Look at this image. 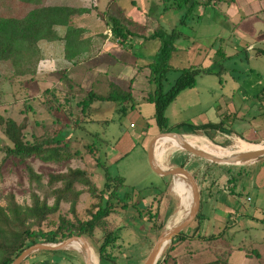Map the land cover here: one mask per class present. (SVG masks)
Segmentation results:
<instances>
[{"label":"rangeland","instance_id":"obj_1","mask_svg":"<svg viewBox=\"0 0 264 264\" xmlns=\"http://www.w3.org/2000/svg\"><path fill=\"white\" fill-rule=\"evenodd\" d=\"M110 1L111 0H43V4L46 6H67L75 10H80L81 19H77L79 21L75 22V26H81V31H84L87 33V36H90L89 39H85L90 43L91 38L94 37L98 38L100 42V35H102L104 31H110V27L104 23L105 20L103 21V19L99 18V15H97L106 11L107 3ZM261 1H259L261 3L259 5L262 6L263 10L259 12L261 15L258 16V14H256L258 17H250L252 11H257L255 9L259 7V5L257 2L251 3L249 0H237L235 3L223 2L218 3L217 5L211 4L207 7H202L201 4H196L191 11L188 10V5L183 6L181 9L164 10L161 0H118L117 4L119 8H121V13L114 12L113 14L120 20H123V17L127 18L128 20H126V23L133 21L134 23L143 24L146 22V26H148L151 31L155 28V20L152 17L158 18L161 27H163L168 33L172 31V29H176V31L179 32L180 38L176 40L175 44L182 47L181 49H184L185 51L179 52L175 58L173 56L171 64L174 67H187L192 64L201 63L200 67L205 73L196 78L195 89L198 91L199 97L208 98L209 90L211 88L215 87L217 89V96L220 95L218 94L220 93L219 90L223 89L226 93L229 90H232L233 79L228 76L229 73H231L232 78L238 77L236 78L237 81L241 79L245 80L248 77H250V81H258L262 77L264 78V57H255L253 52L246 56L244 51L240 48L241 46H236L237 43L235 44L234 41L232 42L231 49H234L237 54L227 59H219L218 56L214 54V48H211L214 43L218 44L221 42L224 49L225 44L229 42L228 37L233 26H235V23H238L243 17H250L241 25L243 28H247V31H251V27L255 28L253 25L255 23L264 26V17L262 15L264 12V2ZM25 11L26 10L21 8L19 2L15 0L0 1V16H17L18 14H23ZM82 11L85 13L83 14ZM56 30L58 33H64L63 28H56ZM111 40L116 39L111 36ZM41 45L42 43L38 44V46ZM158 45V41H151L149 43L147 42L145 47L140 49V46L135 44L134 48L137 49L136 53L142 55L137 58L138 64L141 65L143 62H146L148 56H152L153 58ZM260 45L261 47H264L263 44H259V46ZM63 47V44L59 43L58 45H54V47L47 53L46 59L44 57L47 61L42 64L45 66L41 67L40 64L37 63L35 69L36 73L33 77L15 76L14 69L9 62L0 63V116L3 118H11L17 123H20L26 116L28 119V125L25 131L26 139H30L31 133L39 137L45 134L52 135L58 130L56 125L48 126L52 121V118L42 109L39 105V101L44 99L43 93L46 90H56L57 94L60 93V97H63L66 87L62 84V82L65 83V79L63 81L60 79L61 72L65 71L69 83L75 84L76 86H74L76 89H74L75 97H73L72 103L73 111L75 113L78 111L75 104L79 99L78 94H80V90L81 92H84L88 89L86 84H83L82 87L85 90L78 85L83 69H75L72 66L74 64H71L64 59ZM90 52L92 54H90V62L87 67L93 66L95 68L101 63L99 58L95 59V56L99 52L97 46H94ZM154 58L155 60L158 59V54H156V57ZM175 59H177V63H174ZM77 60L78 59H76V61ZM104 61L105 60H103V63ZM221 69H224L222 73L220 72ZM174 75L176 74L173 73V76ZM143 79V76H138L137 81L134 84L135 90L133 95L135 101H138V91L143 89ZM128 85V81H124L120 82L119 86L125 90L128 88ZM92 90L98 94H104L106 92V88L103 89L102 86H95ZM196 101L197 97L192 91H187L185 94L181 95L179 99H176L175 103H173V101L171 108L173 112L176 113L175 115L178 122L172 126L169 124L166 125L167 129H172L173 132L181 136L193 135L189 126H197L194 125L193 122H180V119L199 118L198 115L200 112L198 111L200 107L195 106ZM26 103L35 109L34 115L31 111H28L27 113L24 112ZM116 108L117 106L112 103H94L92 105L93 118L95 120L106 119L109 122L107 124L93 123L87 125L88 130L92 133L98 134L99 138L94 140L87 138L85 141L88 143L94 141L98 148L97 157L106 165V170H104L103 167H97L93 158L85 153L81 158L76 157L60 163H42L39 160L32 158L25 162H21L16 158H9L4 162L0 169V197L12 194L16 202L21 205L30 204V195L33 192L42 197L43 192L36 187L35 183L29 182L25 169L26 165H29L36 174L42 176L41 181L47 191L46 183L48 175L66 172L70 168H80L85 169L92 174V179L97 186H101L104 180V173L107 172L110 177L117 176L122 178L125 185L124 191L135 190L136 192L141 193L142 197L145 198L144 201L150 200L151 195H159L160 204L158 207L161 205L160 217L158 218L157 226L154 229H152L146 219L141 220L137 215H132L131 207L129 208V213L120 211L119 214L115 213L109 217L111 220H114V225H116L117 228L124 224L126 217L131 216L133 218L130 221L132 229L123 231L125 240L127 244L130 245L124 255L128 257L130 256L128 261H126V264H143L150 252L148 242L150 241L151 243H154L157 236L163 231L162 227H164L168 215L173 212L176 205L178 208V199L171 189L173 178H167L166 187H161L158 184L161 178L157 177V175L151 171L147 162V155L141 150L135 149L117 165H115L116 162H110L113 155H116L114 143L117 137L133 132L132 129L127 127L128 123L124 120L126 115L125 118H121L122 120L120 122ZM179 108H182V110L184 109L185 113L179 114ZM54 116H56V114ZM60 117L62 116L60 115ZM62 120L65 122V119L62 118ZM35 121H46L47 126L41 127L35 125ZM120 131H123V133L120 134ZM260 136L264 138V134H261ZM234 139L236 138L228 141L219 138L213 139L215 142H212L214 144L218 143L217 145L221 147L230 148ZM8 144V141L4 138L0 130V148ZM256 144H260V142ZM80 145L81 143H73L72 147L80 149ZM127 145H129V143H123L124 147ZM130 148L127 146L126 149ZM80 150L83 152L82 149ZM179 151L182 152L183 156L177 157L174 155L171 157L170 161L172 163L170 166L172 167L169 166V168L184 166L191 175L193 173L197 174L201 181L204 180L205 174H202L204 171L216 172L218 175H224L228 168L236 169L248 165L212 164L205 160L193 157L182 150ZM2 156L3 153L0 151V161ZM180 164H182V166H180ZM263 165L264 162L261 165L258 163L257 165L251 166L247 177H245L242 182L248 187L253 184H261L264 181V176H260L258 180L256 179V175L257 169ZM76 189L82 190V194L79 196L76 204V216L78 219L85 220L88 211L91 210V204L95 201L82 186L77 185ZM216 190V188L211 189L212 198L207 197V199H205V194L201 190V213H206L204 216L205 219H199V224L195 220L184 231L186 236H193L195 238L185 240L184 242L175 245L170 252L168 251L166 264H211L219 255H224L221 258L222 261H224V259H227L226 253L231 248L233 251L231 257L227 260L228 263L256 264L257 261V264H264V255L262 253L258 260L256 256H251L255 259L247 258L245 257L244 252L236 250L238 247L237 245H239L242 250L244 249L247 252V254L252 250H255L256 252L262 251V239L260 237L264 235V222L258 223L245 221L243 224L241 221L239 224L236 223L235 225H231V222L229 221V229L225 230V228L220 227L221 225H226V215L224 212H220V210H225L224 207L227 205V201L226 197L222 193H216ZM215 196H217L216 200H214ZM239 200L240 199L233 197L230 202H238ZM49 203L51 204V200H49ZM0 205H5L3 199L0 200ZM62 208L64 213V211L68 209V206L62 204ZM212 208L215 210H212ZM55 218L56 217L54 216L53 219ZM217 221L222 224L218 225ZM243 225L245 228H249L247 233L242 231ZM210 236L219 237L208 239ZM83 237L92 249H94L96 246L94 241L88 240L85 236ZM199 237L203 239H199ZM170 246L171 244L169 243L164 249L162 256L165 257V251L170 248ZM78 254H80L81 257L83 256L81 253ZM97 264H99L98 259ZM102 264L110 263L103 262Z\"/></svg>","mask_w":264,"mask_h":264},{"label":"trees","instance_id":"obj_2","mask_svg":"<svg viewBox=\"0 0 264 264\" xmlns=\"http://www.w3.org/2000/svg\"><path fill=\"white\" fill-rule=\"evenodd\" d=\"M15 1L19 2L21 8L26 11L17 16H0V63L9 62L14 69L15 76L33 77L36 73V65L41 59L38 44L42 41H60L63 42L64 46V59L75 64L76 59L87 49L85 46L89 42L83 39L81 30L71 28V19L74 15L80 14V10L67 6H46L43 4V0ZM189 1L161 0V3L164 9H181L183 6H187ZM233 1L235 0H199L202 7ZM117 2L118 0H111L106 11L97 15L103 21L105 20V25L110 27L111 36L122 44L125 50L128 49V42L135 37H140L145 41L158 40L160 42L158 59H154L147 66L149 70L148 81L153 84L154 89L152 93L147 95L145 101L153 105V119L160 133L170 132L171 130L167 129L166 126L165 111L167 107L182 91L194 88L196 78L205 72L199 65L187 68L172 67L170 59L176 51L175 42L180 38L179 32L173 30L170 33H165L160 26H155L151 31L146 26V22L125 27L119 18L113 14L114 12L121 13ZM195 5L192 3L188 10L191 11ZM262 15L264 17V12ZM57 27L65 28V35L62 38L57 33ZM216 55L221 60L225 59L224 54L220 51ZM173 73L176 75L173 76ZM60 74V79L62 81L65 79V83L62 82L66 87L63 97H60V93L57 94L56 90H46L43 93L44 99L39 101L42 109L52 118L48 126L56 125L58 128L54 134L37 137L31 133L30 139H26L25 131L28 125L26 116L20 123L11 118L0 116V130L9 143L0 148L3 153L0 169L9 158H16L21 162L32 158L42 163H60L76 157L81 158L85 153L93 158L97 167H103L106 170V165L97 157L98 148L94 141L90 143L85 141L87 138L92 140L99 138L98 134L88 130L87 125L93 123L107 124L109 122L106 119L95 120L92 105L104 102L115 104L119 119H121L129 109H134L131 86L125 91L117 85L109 83L105 94H98L93 90L81 92L80 88L78 89L80 90L79 99L75 104L78 111L75 113L72 103L76 86L69 83L65 71ZM262 95L264 92H261L257 98ZM28 111H31L33 115L35 114V109L26 103L24 112L27 113ZM55 114L56 116H54ZM62 118L65 119V122ZM34 123L41 127L47 126L46 121H35ZM222 127L223 124L220 123L197 127L189 126L193 135L206 130H221ZM73 143H81L80 149L83 152L79 148H73ZM177 154L180 157L183 156L180 151ZM183 168L185 167L183 166ZM25 169L29 182L35 183L36 187L43 192L42 197L33 192L30 195V204L28 205L18 204L12 194L0 197V200L3 199L5 202L4 206L0 205V264H11L23 250L35 244H56L73 236H85L88 240L94 241L96 246L93 251L99 260V264L103 262L126 264L130 256L128 257L124 253L130 245L127 244L123 231L130 228L126 226L117 228L114 225V220L109 217L115 213L119 214L120 211L128 212L131 207L136 210L139 219H146L152 229L157 226L159 200L153 199L150 205L138 209L139 202L134 201L135 190L124 191V180L120 177H110L105 172L103 183L101 186H97L90 172L85 169L70 168L66 172L48 175L47 191L41 181L42 176L36 174L29 165H26ZM238 169L242 170L244 167ZM226 170L230 172L233 168ZM202 174L208 176L207 171ZM192 175L197 181L198 187L204 183V180L201 181L197 174L193 173ZM238 175L240 178L241 173ZM215 181L212 180V184ZM228 181H232V179ZM77 185L85 188L89 196L95 201L91 204V210L88 211L85 220L78 219L76 216V204L82 194V190L76 189ZM49 200H51V204ZM62 204L68 206L64 213ZM54 216L55 219H53ZM199 218L200 212H198L195 220L198 222ZM128 219L131 221L133 218L128 217ZM217 237L219 236H210L208 239ZM193 238L195 237L186 236L184 232L174 238L170 242V248L165 251V257L161 255L156 264H166L168 251L170 252L175 245ZM153 244L148 242L150 250ZM42 253L46 252L42 251ZM228 253L229 251L226 253V257ZM223 256L219 255L211 264H228L227 259L222 261ZM27 260L28 257L22 264H25Z\"/></svg>","mask_w":264,"mask_h":264},{"label":"crops","instance_id":"obj_3","mask_svg":"<svg viewBox=\"0 0 264 264\" xmlns=\"http://www.w3.org/2000/svg\"><path fill=\"white\" fill-rule=\"evenodd\" d=\"M237 0L233 1L234 3ZM251 3H258L261 4L259 1L261 0H249ZM264 2V0H262ZM261 1V2H262ZM201 4L199 0H190L187 4L188 7L192 4ZM232 3V2H231ZM108 4V3H107ZM218 4V3H217ZM214 4V5H217ZM202 6V5H201ZM210 6V5H209ZM164 8V7H163ZM121 9V8H120ZM169 9H175V8H169ZM167 10V9H164ZM255 10L252 11L250 17H258L259 12L262 11V6L259 5ZM85 13V12H84ZM83 13V14H84ZM258 14V16L256 15ZM81 17V14L74 15L71 19V28L76 30H82L80 28L81 26H75V22L79 21ZM250 17H243L239 20L238 23H235V26H233L231 33L229 34L228 41L224 49L220 43H214L211 48H214L215 50L214 54L216 55L217 52H221L224 54L225 59L236 55L237 53L234 51V49H231L232 42L234 41L236 46H241L240 48L244 51L245 55L248 56L253 52L255 57H264V47L259 46V44L264 45V26H260V24H253L255 28L251 27V31H247V28H243L241 25L247 21ZM155 20V26H160L158 22V18L152 17ZM81 19V18H80ZM125 19V21H124ZM120 20V19H119ZM127 18L123 17V20L121 21V24L123 26L130 27L132 24H138L134 23L133 21H130L129 23H126ZM61 28V27H57ZM249 28V27H248ZM64 33H58V35L62 38L65 35V28ZM161 29L168 33L161 27ZM176 29H172V31ZM109 32V33H108ZM171 32V31H170ZM169 32V33H170ZM83 39H89L90 36H87V33L82 31ZM85 34V36H84ZM101 40L99 42L98 38L94 37L91 38V44L88 43L85 48V51L83 54H81L80 57H78L76 63L72 65L75 69H83L82 70V76L79 79L78 85L80 87H83V84H86L88 89L87 91L92 90L95 86H102L103 89L106 88V92L108 90L109 83H113L120 87V82L128 81L129 86H131V95L133 98V104L134 109H129L125 116L122 117L125 118L124 120L128 123L127 127L129 129H132L133 132H130L129 134H125L121 137H117L115 143H114V150L116 151V155H113L111 159L112 162H116L115 165L119 164L121 160L126 158L130 155L131 152H133L135 149H139L144 154H146L148 144L150 140L160 133L157 126L155 125L154 119H153V113L154 108L153 105L146 102L145 98L148 94L152 93L154 86L152 83L148 81L149 77V70L147 69V66L154 61V57H156V54H158L160 42L158 40H143L140 37H135L133 40L128 42V49L125 50L122 44L117 42V40H111V33L110 31H104L102 35L99 37ZM151 41H158L159 45L156 49V53L152 56L147 57V61L143 62L141 65L138 64V57L142 56L140 54H137V49L134 48L135 44H138L141 48H144L146 43ZM42 43L41 46H39L40 53H41V59L38 62L41 67L45 66L42 64L43 62L47 61L46 55L49 52L50 49L54 47V45L63 44V42H40ZM215 45V46H214ZM262 45V46H263ZM97 46V49L99 52L95 56L101 60V63L98 64L97 67L89 66L87 65L90 62V54H92L90 51L91 49ZM176 51L172 54V57L175 56L181 52L185 51L184 49H181L182 47H179L175 44ZM139 50V49H138ZM235 52V54H234ZM45 57V59H44ZM102 58V59H101ZM98 59V60H99ZM170 59V65L171 64ZM89 60V61H88ZM103 60L104 63H103ZM177 59H175L174 63ZM79 63V64H78ZM70 64V63H69ZM72 64V63H71ZM86 65V66H85ZM201 66V63L199 64H192L190 66ZM174 67V66H172ZM187 67H177L174 68H187ZM88 69V71H87ZM225 69V68H224ZM224 69H221V73ZM227 70V69H225ZM228 71V70H227ZM147 72V73H146ZM226 72V71H225ZM229 72V71H228ZM84 74V75H83ZM259 75V73H258ZM138 76H143V89L138 91V101H135L134 99V90H135V82L137 81ZM228 76L233 79V87L232 90H229L227 93L226 91L219 90L220 95L217 96V89L211 88L209 90V97L208 98H201L199 97L198 91L195 89L193 90H184L182 91L176 99H179L181 95L185 94L187 91H192L193 94L197 97V101L195 103V106H199V118L198 119H187L183 118L180 119V122L184 123H191L193 122L196 126H202L206 124H223V127L221 130L217 131H203L197 133L196 136H203L207 139L215 142L213 139H223L231 141L233 138H237L240 140H243L247 143L256 144L258 142L262 143L264 142V138L260 136L261 134H264V121H263V114H264V95H262L260 98H257V96L264 92V78L262 77L258 81H250V77L246 78L245 80H236L238 77H233L231 73L228 74ZM132 81V83H130ZM145 84V85H144ZM121 88V87H120ZM127 88V89H128ZM85 90L84 88H82ZM122 89V88H121ZM125 89V91L127 90ZM85 90V91H86ZM124 90V89H123ZM138 90V89H137ZM105 92V93H106ZM104 93V94H105ZM176 99L173 103H175ZM170 104L166 111L165 116L167 118V125L170 126L177 124L178 119L176 118V113L173 112L172 106ZM152 105V106H151ZM179 114H184L185 110L182 108H179ZM117 112V108H116ZM118 115V113H117ZM120 119V122L121 120ZM126 126V125H125ZM170 132H173L172 129H170ZM123 133V131H120V134ZM129 136V137H128ZM224 137V138H222ZM213 138V139H212ZM124 141V142H123ZM162 141V138H160L156 144H155V150L159 143ZM129 143V148L126 149V147L123 146V143ZM218 144V143H217ZM231 144V142H230ZM113 150V151H114ZM177 152H174L172 155H169L165 162V166L162 168L169 169V166L171 165V157L176 155L179 156ZM264 162V157L257 161L253 162L251 164H248L244 166V169H233L232 171L228 172L226 170L224 175H218L216 172H208L205 176L204 183L199 186L200 190V217L199 219H205L206 213H201V192L203 191L205 194V199L207 197L212 198L211 195V189L216 188V193H222L226 197L227 205L224 207L225 210H220V212H224L226 215V225H221L220 227H223L226 229H229L228 222H231V225H235L236 223L239 224L241 221H253V222H264V181L261 184H253L249 187L246 186L242 180L247 177L249 168L251 166L257 165L258 163L261 165ZM172 167V166H170ZM239 173H241V177L239 178ZM260 176H264V165L257 169V175L256 179L259 180ZM158 177V176H157ZM161 178L160 182L158 183L161 187H166L167 181L166 179L169 177H159ZM232 179V181H228ZM212 180H216L214 184H212ZM264 180V179H263ZM229 182V183H228ZM202 190V191H201ZM215 192V190H214ZM136 196L134 197L135 202H139L138 209H143L146 205H150L153 199L159 200V195L152 196L150 200H145V198L142 197L141 193L137 194L135 191ZM235 197L240 199L238 202H230V200ZM217 199V196H215V199ZM218 203V202H217ZM230 203V204H229ZM220 205V204H219ZM160 208L159 207V217H160ZM132 209V208H131ZM132 209L131 213L132 215H138L136 210ZM212 210H215L212 208ZM129 213V212H128ZM131 217V216H130ZM263 217V218H260ZM199 222V221H198ZM197 222V223H198ZM200 223V222H199ZM198 223V224H199ZM218 225L222 224L218 222ZM129 227L132 229L131 222L128 219V217L125 218L124 224L120 227ZM119 227V228H120ZM199 227V225H198ZM243 229V230H242ZM241 230L248 232V227L245 228L243 225V228ZM262 239L261 249L262 251H253L252 253L247 254V252L237 245L236 248L237 251L244 252L245 257L247 258H253L251 256H256V258H260L261 253L264 255V235L260 237ZM233 249L231 248L229 250V253L227 255V260L231 257ZM255 252V253H254ZM256 261V260H254ZM228 263V262H227ZM25 264H83V258L80 254H78L76 251L71 249H65L61 252H36L31 254L28 257V260ZM232 264V263H228ZM257 264V261H256Z\"/></svg>","mask_w":264,"mask_h":264},{"label":"water","instance_id":"obj_4","mask_svg":"<svg viewBox=\"0 0 264 264\" xmlns=\"http://www.w3.org/2000/svg\"><path fill=\"white\" fill-rule=\"evenodd\" d=\"M162 137H169L176 140L179 143L180 150L185 153L205 160L212 164L217 165H246L253 162H257L264 157V147L256 150H251L244 153H238L237 155L228 158H217L214 157L200 149L194 148L192 145L188 144L181 135L175 132H161L154 136L147 147L146 155L147 162L151 171L158 177H171V178H183L186 180L191 191V205L184 218H182L173 227L163 230L156 238L149 254L144 260L143 264H156L160 256L162 255L166 246L180 234H182L196 219L200 208V190L195 178L183 167H174L165 169L162 168L156 161L155 157V144ZM73 241H80L82 243L83 249V262L84 264H94L89 246L83 236H73L66 240H63L56 244H35L23 250L12 262L11 264H22L23 261L29 257L31 254L36 252H55L59 250H65L69 244Z\"/></svg>","mask_w":264,"mask_h":264},{"label":"bare ground","instance_id":"obj_5","mask_svg":"<svg viewBox=\"0 0 264 264\" xmlns=\"http://www.w3.org/2000/svg\"><path fill=\"white\" fill-rule=\"evenodd\" d=\"M182 138L194 148L200 149L214 157L223 159L237 155L238 153H244L264 147V143L251 144L237 138L234 139L233 144L230 148H224L217 144H214L212 141L203 136L182 135ZM179 150V143L176 140L169 137H162V141L159 143L155 150L157 163L161 167L165 166V162L169 155H172L174 152H177ZM171 189L178 199V208L176 205L175 209L173 210V212H171L170 216L165 222L163 230L173 227L182 218H184L191 205V191L185 179L180 177L173 178L171 182ZM88 246L90 249L91 258L94 264H97V258L93 252V249L89 244ZM67 249L74 250L78 253H83L82 243L80 241L71 242Z\"/></svg>","mask_w":264,"mask_h":264}]
</instances>
